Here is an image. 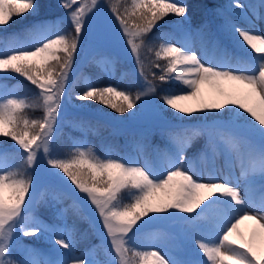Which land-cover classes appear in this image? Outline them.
I'll list each match as a JSON object with an SVG mask.
<instances>
[{"label": "snow or ice", "instance_id": "obj_1", "mask_svg": "<svg viewBox=\"0 0 264 264\" xmlns=\"http://www.w3.org/2000/svg\"><path fill=\"white\" fill-rule=\"evenodd\" d=\"M232 6L240 14H246L249 7L240 0H232ZM44 7L43 0H0V138L14 142L9 148L0 139V264H44L34 258V250H26L29 258L19 262L12 256L21 235L49 232L58 237L54 243L60 259L47 264H97L90 253H76L70 233L65 236L57 226L39 219L28 224L41 167L94 211L110 246L108 264H264V31L255 24L241 27L229 22L226 31L241 55L221 50L210 59L166 39L168 34L153 35L159 22L170 15L187 19L185 0H124L107 5L102 0H59L57 7L69 10L65 15L70 30L61 27L65 16L41 18ZM28 16L36 19L18 31L11 30ZM253 16L264 20V0H259ZM90 36L123 46L146 81L144 90L135 95L118 85L87 82L77 96L120 114L158 94L156 85L144 77L142 50L152 51V39L164 41L154 54L166 64L156 63L161 74L157 77L153 72L152 76L182 87L161 89L159 103L155 99L152 103L161 112L171 109L173 117L179 114L200 124L191 134L188 126L170 125L184 129V134H172L169 152L156 164L148 160L141 164L131 155L101 157L86 145L74 147L70 155L58 151L56 133L69 76L78 50ZM102 60L115 64L114 58ZM9 74L35 86L40 102L30 104L5 90L2 81ZM205 85L216 91V97L204 98ZM226 85L232 90H226ZM35 107L43 109L41 119L27 116L25 110ZM201 134L208 138L201 154L207 148L215 151L219 144L229 152L235 150L233 161L239 164L246 185L243 191L239 178L234 183L231 176L220 180L210 172L205 181L186 162V150ZM254 187H258V197L251 191ZM172 220L192 226L185 243L194 244L192 252L203 258L179 259L160 237L146 238L137 246L150 225ZM246 222H252L248 238L240 230Z\"/></svg>", "mask_w": 264, "mask_h": 264}, {"label": "rangeland", "instance_id": "obj_2", "mask_svg": "<svg viewBox=\"0 0 264 264\" xmlns=\"http://www.w3.org/2000/svg\"><path fill=\"white\" fill-rule=\"evenodd\" d=\"M49 1L44 0L45 9L50 15L47 18L55 19L58 16H65L61 27L70 30L71 25L65 15L69 10L57 7L59 0H54L53 7H50ZM102 2L106 5L118 2L121 4L117 0H102ZM185 2L188 5L187 19L183 18L179 22L173 17L165 18L154 29L153 35L157 32L168 34L166 39L170 38L172 42L178 43V46L185 44L194 49L198 55L206 54L211 59L217 57L221 50H227L233 56L241 55L238 45L233 48L226 44L222 37L227 35L236 45L232 35L226 31L229 22L236 23L241 27L255 24L257 29L264 31V20L253 16V13L259 9V0H240L241 3L249 6L244 10L246 14H240V10L232 6V0H185ZM53 12L56 14L51 15ZM105 12L110 17L111 14L107 7H105ZM32 21L31 19L20 20L12 26L11 30L18 31ZM111 30L115 31L114 26ZM210 39H213L211 47L209 46ZM163 42L162 39H152L150 43L152 51L142 50L143 74L144 77H147V82L153 84L155 82L151 79V75L149 77L148 70L150 63L155 64L154 53ZM105 57L114 58L115 64L103 61L102 58ZM158 62H161L162 67L166 64L164 60H158ZM75 65V76L69 78L67 86L77 91L76 95L85 89L87 82H94L98 86L118 85L123 90L130 92L132 90L131 93L144 90L146 84L134 58L123 46H115L97 36H90L83 41L82 50H78ZM9 77L2 81L5 90H11L20 97L26 98L30 104L40 102L37 98L39 90L35 86L15 74H9ZM170 86L178 89L182 87L178 82L168 85L167 88ZM225 87L232 89L231 85ZM203 91L205 99H211L217 95L216 91L208 85L204 86ZM153 99L157 102V95L143 98L139 102V106L132 112H125L122 115L91 101H75L71 105L77 106L70 107L76 111L94 114L93 125L89 127L82 119L71 117L70 111L72 110L62 109V118L58 120L56 133L58 151L64 155H70L74 147L86 145L101 157L131 155L135 156L141 164L145 160L156 164L158 158L164 157L169 152L173 143L172 134L180 132L183 135L184 129L170 127V125H180V123L164 116L156 104L152 103ZM39 108L41 107L29 108L25 112L30 119H41L43 112L37 110ZM182 125L188 126V134L192 133L194 127L189 129L191 125L183 123ZM0 139L5 140L9 148L14 144L7 138ZM207 140L206 134L194 137L192 146L185 152L186 162L190 161L193 171L202 174L205 181L210 172H214L220 180L231 176L234 183L239 178L243 191L246 185L244 178L240 177L239 164L233 161L235 150L229 152L223 144H219L215 151L207 148L201 154L200 150L205 149ZM252 143L255 144L256 141H252ZM39 176V186L34 193L36 203L32 213L26 217L28 224L31 225L34 219H39L45 225H55L64 231L65 236L68 233L71 234L75 240L77 254L90 253V258L97 264H108L112 259L109 255L110 246L94 211L86 202H82L77 196H74L67 185L57 177L49 175L43 167L40 169ZM251 191L257 197L259 196L258 187L252 188ZM83 195L79 194L80 197ZM202 223L207 222L203 221ZM191 227L187 222L179 220L158 222L145 230L137 241V246H142L146 238L160 237L161 241L167 244L179 259L203 258L202 255L197 256L192 252L194 244L185 243V234L190 231ZM251 228L252 222H246L240 226V230L246 238L250 237ZM56 238L58 237L53 232L40 236L25 237L21 235L12 258L18 262L28 259L26 250H34L37 253L34 258L44 264H47L48 261L58 260L60 257L56 250L59 246L54 243ZM60 251L66 250L60 249Z\"/></svg>", "mask_w": 264, "mask_h": 264}, {"label": "trees", "instance_id": "obj_3", "mask_svg": "<svg viewBox=\"0 0 264 264\" xmlns=\"http://www.w3.org/2000/svg\"><path fill=\"white\" fill-rule=\"evenodd\" d=\"M118 1H120V3L121 4H123L124 3V0H117V2ZM43 2H44V0H43ZM55 3V1L54 0H50L49 1V5H50V7H53V4ZM44 4H45V2H44ZM117 4H119V2L117 3ZM54 14H56V12H53L51 15H54ZM48 16H50L48 13H47V11H46V9H45V7L42 9V12H41V18H44V17H48ZM170 17H173V18H175V19H177L179 22L181 21V19H183L184 17H176V16H172V15H170V16H168V17H166V18H170ZM28 19H31V20H34V19H36V18H34V17H31V16H28V18L27 19H25V20H28ZM220 20V19H219ZM194 22L196 23L197 22V20H196V15L194 14ZM211 42L209 43V46L211 47V46H213V40H210ZM232 44V43H231ZM233 45V44H232ZM156 63H161V62H158V60H156L155 61V64ZM155 64H153V63H150V68H149V70H148V74H149V77H150V75H151V79L155 82V84H156V86H157V92H158V94H157V103H159V100H160V96H159V93H160V90L161 89H166L167 88V86L168 85H172V83H174L173 81H169L168 83H162V82H160L158 79H156V78H154L153 76H152V73L154 72V73H156V76L158 77L160 74H161V71H160V69L159 68H156L155 67ZM149 65V64H148ZM147 65V66H148ZM75 67H76V65H75V63H74V65H73V69H72V71H71V73H70V76H69V78L70 77H72L73 75H74V72H75ZM75 76V75H74ZM79 76V75H78ZM226 90H228V91H231L232 89H230L229 87H227L226 88ZM131 92H132V90H131ZM76 93H77V91H75L72 87H69V86H67L66 87V92H65V100H64V103H63V106H62V109H64V108H66V109H70V110H72V111H70V115H71V117H75V118H80V119H82L89 127L91 126V125H93V118H94V114H91L90 112H86V111H84V112H80V111H76V110H74L72 107H70V106H77V105H71L72 103H74L75 101H77L78 99H77V96L78 95H76ZM137 93V91H134L132 94L133 95H135ZM67 102V103H66ZM139 102L137 103V106L136 107H138L139 105ZM37 110H40L41 112H43V109L42 108H39V109H37ZM74 110V111H73ZM134 109H132V110H130L131 112L133 111ZM130 111L129 112H126V113H130ZM122 115V114H121ZM163 115L164 116H166V117H168L169 119H171V120H173L174 122H178V123H180V125H182V123L183 124H189V125H191V127L189 128V129H193L192 127H196V126H198L199 124H200V121L198 120V119H193V118H185V117H181V116H179V114H177L175 117H173L172 116V114H171V111H168V110H166V111H164L163 112ZM88 127V128H89ZM95 137V136H94Z\"/></svg>", "mask_w": 264, "mask_h": 264}]
</instances>
